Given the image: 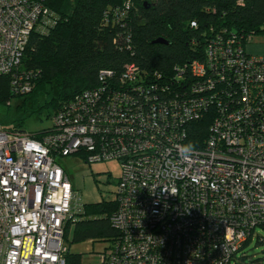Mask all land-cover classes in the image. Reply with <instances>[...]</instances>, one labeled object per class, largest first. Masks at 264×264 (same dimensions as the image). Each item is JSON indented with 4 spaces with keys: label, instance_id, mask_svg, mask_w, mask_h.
<instances>
[{
    "label": "built area",
    "instance_id": "2783aa9c",
    "mask_svg": "<svg viewBox=\"0 0 264 264\" xmlns=\"http://www.w3.org/2000/svg\"><path fill=\"white\" fill-rule=\"evenodd\" d=\"M51 22L40 1L0 0V76L13 94L31 90L17 67ZM205 54L164 78L126 64L119 87L82 90L42 135L0 128V264H66L65 224L82 200L59 160L81 150L87 163H121L118 235L97 264L233 263L264 229V54L233 33ZM205 117L201 145L182 159L190 124Z\"/></svg>",
    "mask_w": 264,
    "mask_h": 264
},
{
    "label": "trees",
    "instance_id": "16d2710c",
    "mask_svg": "<svg viewBox=\"0 0 264 264\" xmlns=\"http://www.w3.org/2000/svg\"><path fill=\"white\" fill-rule=\"evenodd\" d=\"M37 1L54 12L52 22L44 31L31 33L17 67L18 73L29 77L31 90L13 94L10 75L0 76V99L8 102L10 96L20 97L16 109L25 114L6 130L22 131L25 118L35 114L53 118L82 90L98 88L108 80L119 87L126 64L164 78L174 66L205 59L207 44L219 35L236 34L245 48L253 36L264 35V0ZM157 39L164 42H154ZM101 71H109L111 77L100 80ZM208 124L206 117L190 124L189 136L195 145H201ZM51 128L30 134L39 136ZM73 155L85 161L88 153L81 150ZM116 206V197L89 204L82 201L80 212L65 224L64 243L72 229L71 243L108 240V247L118 235L110 222ZM254 236L242 244L233 264L264 262V251L256 258L246 253ZM260 243L264 237L256 235L255 244ZM80 263V254L67 250L66 264Z\"/></svg>",
    "mask_w": 264,
    "mask_h": 264
},
{
    "label": "rangeland",
    "instance_id": "374dc122",
    "mask_svg": "<svg viewBox=\"0 0 264 264\" xmlns=\"http://www.w3.org/2000/svg\"><path fill=\"white\" fill-rule=\"evenodd\" d=\"M54 13V12H51ZM252 46L264 47V35H255L251 39ZM21 98L10 96L8 102L0 99V128L5 129L15 124L19 117L25 116L23 112L17 111V105ZM51 116L46 113L35 114L26 117L20 130L27 133H35L42 129L52 127ZM60 165L67 172L73 188L84 203H96L99 201H112L116 197L118 177L120 176V161L116 159L87 163L78 155H69L59 160ZM255 236L264 237V229L255 228ZM71 232L69 231L67 246L70 253L80 254V264H97L98 254L108 244V240H84L71 243ZM255 236L246 247V253L251 258L260 257L264 251V243L255 244ZM238 252L237 255H239ZM233 264V263H232ZM248 264H252L249 263ZM258 264H264L260 261Z\"/></svg>",
    "mask_w": 264,
    "mask_h": 264
},
{
    "label": "clouds",
    "instance_id": "9594fccd",
    "mask_svg": "<svg viewBox=\"0 0 264 264\" xmlns=\"http://www.w3.org/2000/svg\"><path fill=\"white\" fill-rule=\"evenodd\" d=\"M196 152V145L194 143H186L181 146H179V155L182 159L188 160L191 159L192 156Z\"/></svg>",
    "mask_w": 264,
    "mask_h": 264
},
{
    "label": "crops",
    "instance_id": "0c3cea01",
    "mask_svg": "<svg viewBox=\"0 0 264 264\" xmlns=\"http://www.w3.org/2000/svg\"><path fill=\"white\" fill-rule=\"evenodd\" d=\"M246 48H247L248 52H250V53L264 54V47L252 46L251 42L248 45H246Z\"/></svg>",
    "mask_w": 264,
    "mask_h": 264
},
{
    "label": "water",
    "instance_id": "95a60500",
    "mask_svg": "<svg viewBox=\"0 0 264 264\" xmlns=\"http://www.w3.org/2000/svg\"><path fill=\"white\" fill-rule=\"evenodd\" d=\"M154 42H161V43H163L164 41L162 39H157Z\"/></svg>",
    "mask_w": 264,
    "mask_h": 264
}]
</instances>
